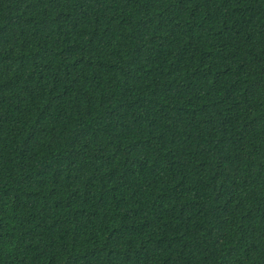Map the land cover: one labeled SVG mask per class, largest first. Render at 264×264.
<instances>
[{
  "label": "trees",
  "instance_id": "obj_1",
  "mask_svg": "<svg viewBox=\"0 0 264 264\" xmlns=\"http://www.w3.org/2000/svg\"><path fill=\"white\" fill-rule=\"evenodd\" d=\"M0 264H264V0H0Z\"/></svg>",
  "mask_w": 264,
  "mask_h": 264
}]
</instances>
